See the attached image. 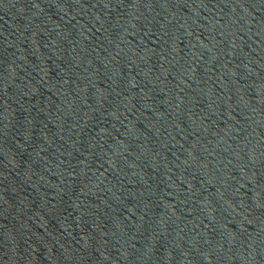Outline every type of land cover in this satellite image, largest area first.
I'll return each mask as SVG.
<instances>
[{"label":"water","instance_id":"water-1","mask_svg":"<svg viewBox=\"0 0 264 264\" xmlns=\"http://www.w3.org/2000/svg\"><path fill=\"white\" fill-rule=\"evenodd\" d=\"M0 264H264V0H0Z\"/></svg>","mask_w":264,"mask_h":264}]
</instances>
